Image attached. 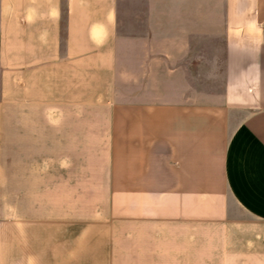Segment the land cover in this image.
Returning a JSON list of instances; mask_svg holds the SVG:
<instances>
[{
    "label": "crops",
    "instance_id": "0c3cea01",
    "mask_svg": "<svg viewBox=\"0 0 264 264\" xmlns=\"http://www.w3.org/2000/svg\"><path fill=\"white\" fill-rule=\"evenodd\" d=\"M0 264H264V0H0Z\"/></svg>",
    "mask_w": 264,
    "mask_h": 264
},
{
    "label": "water",
    "instance_id": "95a60500",
    "mask_svg": "<svg viewBox=\"0 0 264 264\" xmlns=\"http://www.w3.org/2000/svg\"><path fill=\"white\" fill-rule=\"evenodd\" d=\"M229 49L231 50V46L229 47ZM229 51L227 50L226 52L222 53V52H214L213 56L210 55L209 58H207V62L210 63L211 61L215 64H222L224 61V58L227 56L226 54ZM212 79H217L216 81H209L206 80L205 82L202 83V85L206 86V87H210V88H215V87H221L224 85L223 81H221V79H223V77L219 76V77H214L212 76Z\"/></svg>",
    "mask_w": 264,
    "mask_h": 264
}]
</instances>
